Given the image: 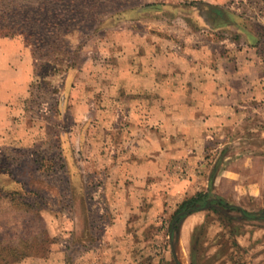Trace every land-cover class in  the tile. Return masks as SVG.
<instances>
[{
  "label": "crops",
  "instance_id": "obj_1",
  "mask_svg": "<svg viewBox=\"0 0 264 264\" xmlns=\"http://www.w3.org/2000/svg\"><path fill=\"white\" fill-rule=\"evenodd\" d=\"M202 2L226 9L229 18H193L192 23L201 21L197 23L211 29L197 37L188 32L173 36L134 32L128 34L127 48L119 39L100 37L67 90L69 120L81 123L80 144L96 133L98 146L83 160L87 169L95 155V169L105 173L101 190L113 213L105 235L118 237L119 252L123 236L138 231L131 228L133 219L151 218L149 223H155L146 228L157 230L184 198L206 190L213 162L224 148L212 181L215 198L242 209L243 204L229 200L263 199L262 34L245 27L231 0ZM218 32L224 35H215ZM0 71L25 77L20 86L12 84L0 94V133L9 136L3 129L7 104L24 97L31 81L29 47L0 37ZM79 175L74 183L86 185L89 180ZM210 202L198 210L207 209ZM198 210L181 215L180 221ZM257 213L253 219H264V208ZM118 251L109 262L94 254L87 263L133 264V257Z\"/></svg>",
  "mask_w": 264,
  "mask_h": 264
},
{
  "label": "rangeland",
  "instance_id": "obj_2",
  "mask_svg": "<svg viewBox=\"0 0 264 264\" xmlns=\"http://www.w3.org/2000/svg\"><path fill=\"white\" fill-rule=\"evenodd\" d=\"M202 1L114 0V5L120 2L135 6L117 10L102 24L91 27L92 30L72 29L66 37L70 47L79 45L81 64L87 53L94 52L100 37L119 39L117 42L126 48L128 34L134 32L171 36L188 32L197 37L211 30L208 24L197 22L214 16L215 6ZM194 2H198V8L192 9L189 6ZM231 3L245 27L257 28L262 34L259 49L264 54V0H231ZM197 17L201 21L192 23ZM80 21L78 17L71 23ZM86 22L82 20L81 24L85 26ZM101 44L105 46V42ZM81 64L71 71L60 67L51 74L37 75L33 96L28 88L24 97L9 99L8 122L3 128L9 131V136L0 133V150L13 160L12 164L10 160L7 163L12 165L8 183L14 178L26 190L24 203L11 201L9 196L0 198V264H86L94 254L109 262L116 255L114 251H118V237L105 235L113 219L111 205L101 190L105 173L95 169V155L87 169L83 160L98 146L96 133L92 131L82 146L81 123L69 120L71 101L67 90ZM23 80L21 73L0 71V94L11 89L12 84L20 86ZM12 131L13 135L21 136H11ZM78 172L89 180L86 185L74 183ZM16 184L8 186L9 189ZM229 201L259 212L264 208V193L258 201ZM228 212L235 219L231 223L240 226L242 233L229 234V227H224L218 215L207 208L186 215L170 230L171 236L170 215L162 219V227L157 230L146 228L155 223H149L151 218H135L131 228L138 227V231L123 236L122 249L134 258L133 264H168L167 261L171 264L173 258L180 264H264V219H242L236 211ZM192 250L196 254L194 263Z\"/></svg>",
  "mask_w": 264,
  "mask_h": 264
},
{
  "label": "trees",
  "instance_id": "obj_3",
  "mask_svg": "<svg viewBox=\"0 0 264 264\" xmlns=\"http://www.w3.org/2000/svg\"><path fill=\"white\" fill-rule=\"evenodd\" d=\"M113 1L114 0H0V37L18 39L29 47L31 52L32 79L29 83L30 96L34 95L33 88L36 83L34 78L37 75H41L42 73H46L45 75L51 74L52 71L59 70L60 67L63 68L60 70L71 71L81 64L82 61L78 60L80 51L78 49L79 45L75 48L70 47L66 37L67 33L72 29L81 27L82 29L83 27L88 29L91 27L93 28V26L102 24L105 20L109 19L117 10L131 6L129 4H120V2L114 5ZM201 3L207 4L205 2ZM196 4H198V2H194L191 5ZM145 5L147 4L145 3ZM133 6H135V4H132L131 7ZM215 7L212 8V12L217 18V21H224L229 18L230 13L226 9ZM78 17H80L81 21H87L86 23L88 24L83 26L81 21L75 24L71 23V21H74ZM56 65H59V67ZM29 100L30 98L25 99L24 102ZM224 151L225 148L218 153L213 162L207 189L197 191L193 195L184 198L177 205L170 216L171 220L168 225L169 231L172 230L173 227L175 228L176 224L182 218V216L177 217L172 226V220L176 217L177 213L188 209L198 210L203 207L208 200H211V202L207 208L218 215V219L224 227H229V234L237 235V233L240 234L242 232L239 230L240 226H235L231 223V220L235 219L233 218L234 216H230L231 214H229L228 211H236L242 219L258 217L259 214L257 212L247 211L223 199L215 198L212 191V181L220 166ZM205 156L209 157V153L207 152ZM5 159L7 160L4 161ZM9 160L12 164L11 161L13 160L10 156L0 150V198L2 196H9L11 201L24 203L23 198L26 189L23 190V185L14 178L10 179V183L7 181L12 173L10 169L12 165L7 164ZM46 167L47 166H45V169H48ZM16 182V186L9 189L8 186ZM240 218H237V220L241 221ZM195 256L196 254L192 250L191 258L193 263L195 261ZM149 262L151 263L150 260ZM167 263L170 264L168 261ZM171 264L180 263L177 259L175 260L173 258L171 259Z\"/></svg>",
  "mask_w": 264,
  "mask_h": 264
},
{
  "label": "water",
  "instance_id": "obj_4",
  "mask_svg": "<svg viewBox=\"0 0 264 264\" xmlns=\"http://www.w3.org/2000/svg\"><path fill=\"white\" fill-rule=\"evenodd\" d=\"M192 210H193V209L182 210V211H180L179 213H177V214H176V217L172 220V226H173V224H174V222H175V219H176L177 217H179V216H181V215H185V214L189 213V212L192 211ZM171 234H172V231L169 232V236H171ZM171 251H172L173 254H174V246L172 245V243H171ZM174 257H175V254H174Z\"/></svg>",
  "mask_w": 264,
  "mask_h": 264
}]
</instances>
